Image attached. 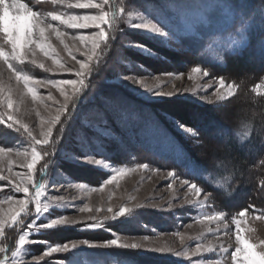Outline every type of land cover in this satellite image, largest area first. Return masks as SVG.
I'll return each mask as SVG.
<instances>
[{
  "label": "trees",
  "instance_id": "trees-1",
  "mask_svg": "<svg viewBox=\"0 0 264 264\" xmlns=\"http://www.w3.org/2000/svg\"><path fill=\"white\" fill-rule=\"evenodd\" d=\"M37 1L24 0L30 6ZM179 1L110 0V4L115 5L114 11H117L116 21L112 26H104L107 38L102 42L91 71L85 77L84 88L75 108L71 103L69 105L71 115H63L48 145L37 147L39 152L47 149L51 153L42 156L37 177L44 183L61 169L78 182L96 185L108 177L107 172L75 165L68 162L67 157L75 154L84 156L87 151L115 166L132 167L151 163L150 157L156 154L210 192L220 211L232 217L243 210L264 216V94L254 91L258 83L264 82V0H228L233 21L226 28L221 27L224 24L218 25V20L224 18L220 16L219 6L215 3V10H218L213 11L207 30L201 31L202 43L174 33L162 23L163 15L170 13V7ZM120 7L124 8L122 14L118 11ZM133 10L142 11L159 22L169 31V41L164 43L158 38L128 29L126 14ZM243 20L251 24L249 42L240 51L229 55L226 62H219V57L207 51L205 42L212 35H223L234 30ZM135 45L155 56L138 51L132 47ZM204 52L211 54L213 60L205 57ZM196 66L205 68L214 77L236 84L238 95L225 106L212 108L180 106L167 101L148 103L117 82L132 72H184ZM111 99L121 100L141 117L134 124L123 127L115 116L106 113L108 124L103 127L110 130L114 138L101 135L84 124L86 113L94 109L103 110L104 101ZM149 118L158 122L171 144L163 141L154 130H143V121ZM174 121L195 130L198 140L194 143L175 130L172 126ZM9 133H14L16 139H11ZM0 136L6 143L9 139L11 146L14 144L12 142L29 139L26 133L6 129L4 125H0ZM46 161L48 165L44 167ZM175 226L167 225L166 218L158 212L138 208L125 219L107 221L104 229H53L41 233L38 239L42 244H65L78 240L106 242L116 234L142 235L154 228L165 231ZM19 232L20 229L15 227L7 234L4 248L9 253L16 246ZM97 255L108 257L112 264H178L172 258L141 249L110 248L104 254ZM56 259L64 263L70 260L68 256Z\"/></svg>",
  "mask_w": 264,
  "mask_h": 264
},
{
  "label": "rangeland",
  "instance_id": "rangeland-1",
  "mask_svg": "<svg viewBox=\"0 0 264 264\" xmlns=\"http://www.w3.org/2000/svg\"><path fill=\"white\" fill-rule=\"evenodd\" d=\"M215 3L219 6V10H215ZM30 7L45 15L53 11L66 15H96L98 13L97 9H69L64 4H53L51 0H39L34 6L31 5ZM217 10L220 16L224 18L221 21L218 20V25L224 24L221 27L226 28L233 21V13L231 12L228 0H180L178 4L174 3V6L170 7L171 12L163 15L161 21L166 27L168 26L172 29L174 33L182 35L183 37L194 38L199 43H202L201 31L207 30V26L212 22V13ZM49 22L67 33V37H69L65 39V44L68 45L67 49L53 36L50 40L52 48L54 49L51 56L45 57L43 53H39L37 56V62H42L44 68L37 67V65L27 60L23 65H17V68L23 75L36 80L59 81L62 79H76L79 82L81 77L77 75L78 72L83 71L85 77L89 73L88 69H80V63H87L88 68L91 69L103 41L92 52L90 43L82 45L78 41L73 42L70 37L73 35H93L99 32V29L91 27L87 29H70L60 25L58 22L50 21V19ZM135 23L156 24L157 27H162L159 22L157 23L156 20L142 11L133 10L126 14L127 28L150 37L158 38L164 43L169 41V35L161 37L158 34L147 31V29H136L132 27ZM186 29L194 31H192V34H186ZM132 47L146 55L155 56L143 47L137 45ZM243 47L237 51H240ZM207 51L218 58L212 49L207 48ZM196 67H200L202 72L207 71L209 75L205 77L202 73H192L191 68L186 69L184 72L160 74H147L139 71L125 75L134 78L137 83L124 79L125 76L119 78L117 82L128 87L148 103L167 101L170 104H180V106L194 105L200 108H212L216 106L223 107L225 103L238 95V86L225 80L227 85H235L234 93L227 96L224 100H217L215 97V92L218 87L217 82L222 78L214 77L208 70L201 66ZM189 77L192 78L189 79ZM141 81L152 90L151 93L141 87L139 83ZM257 85H261V88L258 90ZM257 85L254 87L255 93L264 94V82L258 83ZM77 86L79 87V83ZM0 90L3 91V97L11 94L14 109L18 110V114L22 116L23 121L29 125L33 134L37 136L41 128L49 120L54 118L56 110L65 102V97L61 94L60 88L56 84L37 85L34 89L37 92V98L33 101L31 94L23 87V81L17 82L15 76L7 70V65L2 61H0ZM157 90L164 92L172 91L174 95L172 97L153 95ZM221 91H225V89H221ZM72 92L73 89L71 86H64L65 94L71 96ZM209 99L212 100V103H208ZM3 111L4 109L0 108V112ZM5 120H7V117H5ZM42 121L44 125H42ZM57 125L53 128V134ZM172 126L182 135L194 141V143L198 140L195 130L182 126L175 121ZM6 129L8 128L6 127ZM105 130L110 133L106 137L114 138L110 130L106 128ZM13 134L9 133V136L15 140V134ZM7 141L11 144L9 139ZM8 143L4 142L0 136V146L14 150L4 160H0V168L3 169L2 175L8 177V179H0V219L5 221V233L3 236H0V247H4L8 232L15 227L20 229V232L17 234L16 245L19 236L23 234H26L29 243L19 250V255L16 258L12 256V253L16 251V246L11 253L5 248V253H0V264H112L108 257H100L97 253L104 254L108 249L118 247H90L89 244L101 245L115 238H119V241L122 243H140L144 245L141 250L153 247L164 249L163 252L155 253L164 255L170 259L172 258L178 264H196V261H198V264H231L230 253L236 247V226L232 223V220L238 216L232 217L220 211L210 192L206 191L204 187L196 182L189 180L181 171L170 166L169 161L166 162L163 157H158L156 154L153 155L154 157H150L152 159L151 163H141L132 167L115 166L105 159L96 157L87 151L84 156L69 154L70 156L67 157L68 162L75 165L93 167L108 173V177L96 185L78 182L69 177L61 169H58L51 179L43 183L37 177L39 164L42 161L41 157L33 168V180L31 183H28L29 196L35 197L36 188L34 185L38 183L45 188L42 190L43 195L40 197L41 203L48 204L53 196H63L65 198L64 202L62 205H50L48 211L40 214H35V205L34 203H30L29 208L31 212L28 214L22 213V218H18L14 224L11 220L10 209H15L18 201L25 199V194L22 191H16V185L22 181L25 183L28 182V170L26 167L21 166V162L25 165L31 162L33 148L39 151L37 147L40 145H35L34 142L30 143V140L25 138L18 142H12L14 143L12 146ZM78 157L80 159H77ZM87 157L99 159L101 162L99 164L83 162V159ZM142 165H147V167H142ZM121 169L126 170L122 175L120 174ZM169 172H172L173 176H168L167 174ZM113 176L117 177L115 181L111 184L105 183V181L112 179ZM184 179L189 180L191 183H196L202 188L203 191L199 197L194 196L188 191V185L182 184ZM204 196H208L207 201H204ZM85 205L93 209L100 208L104 211L95 213V219H89L93 213H82L79 211ZM139 205L143 206L140 207ZM108 207H112L113 212L119 211L121 207H131L133 209L132 211L138 208L150 209L165 217L167 225L176 226L172 230L165 231L161 230L163 228H154L150 233L142 235L116 234L106 242L71 241L65 244L76 243L79 247L71 249L68 252L53 253L51 257L38 259L42 257L43 253L49 247L64 245L42 244L38 239L41 233H47L50 230L60 228L84 227L90 230L104 229L107 221H114L110 218L112 213L107 212ZM220 212L224 213L223 221L209 222L206 219V217ZM129 214H126L124 217H117L115 220L125 219ZM64 216H68L70 219H77L79 222L75 225L57 226L52 229L44 227L52 220ZM239 219L242 221L240 228L242 238L248 239L250 242L256 244L264 241V216L248 212L246 216L239 217ZM97 222L102 227L95 229L90 227V225ZM225 224L227 228L224 227ZM218 226V231H209V229L216 230ZM225 232L229 234L225 235ZM217 237L220 239L217 240ZM209 242L218 245L223 244L228 249V252H221L219 247H217L215 252H207L206 247ZM41 245L44 246L39 248ZM198 245L203 250L199 255H193ZM252 251L254 252V249ZM63 256H68L70 260L64 263L56 259Z\"/></svg>",
  "mask_w": 264,
  "mask_h": 264
},
{
  "label": "snow or ice",
  "instance_id": "snow-or-ice-1",
  "mask_svg": "<svg viewBox=\"0 0 264 264\" xmlns=\"http://www.w3.org/2000/svg\"><path fill=\"white\" fill-rule=\"evenodd\" d=\"M53 4L60 3L64 4L69 9H97L98 13L96 15H66L60 12H48L46 15L34 10L29 4L25 3L24 0H0V41H3V44H0V61L7 65V70L15 76L17 82L23 81V87L31 94L33 101L37 98V92L34 90L37 85L44 84H56L59 86L61 94L65 97V102L60 105L59 109L56 110V115L54 118L49 120L45 126L40 130L39 135H34L33 131L27 123L23 121L22 116L18 114V110L14 109V102L11 94L7 97H3V91L0 90V108H3L4 111L0 112V125L6 126L8 129H12L17 132L23 131L27 134V137L30 140V143L35 145H48L53 136V128L61 123V116L67 113L71 115L69 110V103L72 104L73 109L76 106V101L80 99V94L83 91L85 83V73L83 71L78 72L77 75L81 77L79 82L76 79H62L59 81H42L36 80L29 76L23 75L17 68V65H23L26 60L32 64L37 65V67L44 68L42 62H37V56L39 53H43L45 57H50L54 49L50 43L51 38L54 36L57 40L60 41L62 45L67 49L68 45L65 44V39L67 33L62 31L60 28L54 26L50 21L58 22L60 25L65 26L70 29H87V28H96L99 29V32L94 33L93 35H73L70 39L73 42L78 41L80 44H91V51L94 52L102 41L106 40V32L104 30V25L112 26L117 18V11H114L115 5L110 4V0H51ZM119 13L124 12V8H119ZM132 27L136 29H147L152 33L158 34L161 37L169 35V31L157 27L156 24L149 23H135ZM194 30H185L186 34H192ZM15 62V63H13ZM80 69H88L90 72L91 69L88 68L87 63H80ZM192 73L201 74L203 76H208L207 71H203L200 67H192ZM192 77H189L191 79ZM124 79L132 80L133 83L137 81L129 76H125ZM79 83V87L77 86ZM141 87L145 88L148 92H152L150 88L147 87L142 81L139 82ZM218 87L215 92V97L217 100H224L227 96H230L234 93L235 85H227L224 79L218 80ZM64 86H71L73 92L71 96L64 93ZM261 88V85H257V90ZM225 89V91H221ZM155 96L161 97H172L174 93L172 91L164 92L157 90L153 93ZM208 103H212V100L209 99ZM106 113H111L116 117L119 124L123 127H128L135 122L139 121L141 117L136 112L135 109L130 106L125 105L121 100L111 99L104 101L103 110L94 109L90 113H86L84 116V124L86 127L92 128L97 133L107 136L110 133L105 130L103 125L108 124V116ZM7 117V120H5ZM95 121V122H94ZM44 125V122H41ZM150 129L154 130L160 135V138L171 144L167 140V137L164 135L162 129L160 128L157 121L154 119H146L143 121V130ZM62 130V129H61ZM190 131V130H189ZM14 150L11 148H6L0 146V160H4L5 157H8L9 154L13 153ZM19 154V153H17ZM51 153L45 149L43 152L37 151L33 148L31 152V162L26 165L21 162V166H24L28 170V182H21L16 185V191H22L25 194V199L18 201L17 207L15 209H10L11 220L15 224L18 218H22L21 214H28L31 212L29 208L30 203L35 205V214H40L48 211L50 205H62L64 202L63 196H53L49 200L48 204L41 203L40 197L43 195L42 190L45 189L43 185L36 183L34 186L36 188L35 197L29 196V187L28 183H31L33 180V168L37 162L41 159L42 156H49ZM77 159H80L79 157ZM6 163V161H4ZM83 162L92 164H99L101 161L99 159H93L90 157L84 158ZM48 162L46 161L44 167H47ZM142 167H147V165H142ZM126 171L125 169L120 170L122 175ZM3 169L0 168V179H8L2 175ZM168 176H173L172 172L167 174ZM117 179L116 176H113L112 179L105 181V183L111 184ZM182 184L188 185V191L191 192L194 196L199 197L202 193V188L199 187L196 183H191L189 180L184 179ZM171 187V185H169ZM208 200V196H204V201ZM142 207L143 205H139ZM131 207H121L119 211L113 212L112 207L107 208L108 213H112L111 219L115 220L117 217H124L126 214L132 212ZM80 212L93 213L89 219H95V213L104 211L103 209L96 208L93 209L85 205L79 209ZM248 214L247 210L240 211L237 218H233L232 223L236 226L235 228V244L236 247L234 251L230 253L231 264H255V261H261L264 264V241L256 244L250 242L248 239L242 238L240 234V228L242 221L239 217H244ZM108 218V217H106ZM209 222L212 221H223L224 213H216L212 216L206 217ZM79 221L77 219H70L68 216L57 218L52 220L50 223L44 227L48 229L55 228L57 226H70L75 225ZM91 228H100L102 225L97 222L90 225ZM227 228V225H224ZM219 226L216 230L209 229V231H218ZM5 233V221L0 219V236H3ZM228 232H225V235H228ZM220 238L217 237V240ZM29 243V240L26 238V234L20 235L16 245V251L12 253L13 258H16L19 255V250L22 249L26 244ZM84 243V242H81ZM90 247H118L126 249H141L144 245L140 243H122L119 241V238H115L108 243L101 245L89 244ZM79 247L78 244H64L62 246H52L49 247L38 259H43V257H51L53 253L57 252H68L71 249ZM219 247L221 252H228V249L223 246V244H216L209 242L206 247L207 252H215ZM254 249V252L252 251ZM147 251L153 252H163L164 249L160 248H146ZM201 246H197L193 252V255H199L202 251ZM5 248L0 247V253H5ZM198 264V261H196Z\"/></svg>",
  "mask_w": 264,
  "mask_h": 264
},
{
  "label": "clouds",
  "instance_id": "clouds-1",
  "mask_svg": "<svg viewBox=\"0 0 264 264\" xmlns=\"http://www.w3.org/2000/svg\"><path fill=\"white\" fill-rule=\"evenodd\" d=\"M251 24L247 20L238 23L234 30L229 31L223 35H212L205 42L208 49H212L215 56L219 57V62H226L229 55L236 52L239 48L245 46L249 42L248 32ZM203 55L209 60H213V56L208 52ZM255 264H262L261 261H255Z\"/></svg>",
  "mask_w": 264,
  "mask_h": 264
}]
</instances>
